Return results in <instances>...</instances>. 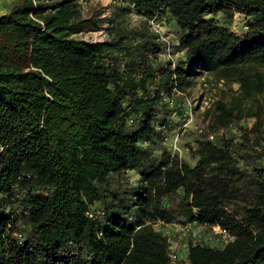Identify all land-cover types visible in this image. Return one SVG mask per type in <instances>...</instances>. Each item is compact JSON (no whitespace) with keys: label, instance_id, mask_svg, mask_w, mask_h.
<instances>
[{"label":"trees","instance_id":"16d2710c","mask_svg":"<svg viewBox=\"0 0 264 264\" xmlns=\"http://www.w3.org/2000/svg\"><path fill=\"white\" fill-rule=\"evenodd\" d=\"M80 1L0 15V264H173L164 229L180 219L207 230L174 264H264V146L225 134L253 110L218 100L195 165L155 149L202 73L264 95V0H111L142 20L104 42L81 38L100 14ZM153 20L173 24L168 50Z\"/></svg>","mask_w":264,"mask_h":264},{"label":"rangeland","instance_id":"374dc122","mask_svg":"<svg viewBox=\"0 0 264 264\" xmlns=\"http://www.w3.org/2000/svg\"><path fill=\"white\" fill-rule=\"evenodd\" d=\"M12 0L0 1V15L8 13L11 9ZM80 3L83 6L86 16H93L96 13L100 14L99 28L92 29L88 27L81 35L85 41L92 42H104L110 41L112 38V25L114 22H121L123 29H132L140 26L142 18H139L136 14L130 13L126 16H120V11L116 9V6L111 0H81ZM218 18L224 22L225 16L219 14ZM246 19L235 14L231 24V30H234L241 34L246 27ZM159 40L164 42L169 47L175 45L177 42L175 28L173 24L167 22L158 23ZM156 33V32H155ZM175 52V54H173ZM172 59L179 58V54L175 49H172ZM164 55V56H163ZM162 55V59L168 61L170 57ZM197 83L192 87L190 93H185L181 96V99L177 101L178 108L173 111L170 128L163 129L162 140H159L155 144L157 155L164 156L175 154L183 162H188L190 165H195V160L191 154V149L194 146L193 141L198 135H202V132H209V128L212 124V114L215 108V104L218 100H225L228 103L242 102L243 108L252 109V113L256 116L246 118L239 125L226 131V136L231 135L235 137V142L241 144L243 152L249 151L251 147L256 146L255 140H259L264 146V95H258L255 99L244 100L242 97V91L240 85L236 82L230 83L225 81H218L212 76H207L202 73L197 79ZM168 98H166L167 100ZM172 108H176L172 105ZM210 110L211 114L207 115V111ZM162 129V128H161ZM259 149V148H257ZM261 162L264 164V154L261 155ZM131 183L136 184L139 180L135 172L129 173L126 176ZM193 225V224H192ZM193 228L199 235H205L207 229L203 227H197L193 225ZM166 233H169L170 240L175 244H179L183 247L180 252V260L186 259L187 244L189 243L188 236L184 235L182 229L173 225L168 229H164Z\"/></svg>","mask_w":264,"mask_h":264},{"label":"built area","instance_id":"2783aa9c","mask_svg":"<svg viewBox=\"0 0 264 264\" xmlns=\"http://www.w3.org/2000/svg\"><path fill=\"white\" fill-rule=\"evenodd\" d=\"M152 27H153V31H155L156 33L159 32L158 31L159 25L157 21L155 20L152 21ZM174 225L180 227L184 235L188 237L191 236L193 240L197 238L198 233L193 229V225L191 224L189 220L187 221V220L180 219L178 220V222L174 223ZM212 232L214 233V235L219 236L220 239H223L225 243H228L233 240L230 234L228 233V231L223 229L222 227L215 226L212 228ZM167 234L169 235V233ZM182 249L183 247L180 245V243L175 244L171 240L169 256L173 264L178 261L179 253L181 252Z\"/></svg>","mask_w":264,"mask_h":264}]
</instances>
